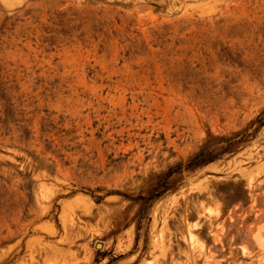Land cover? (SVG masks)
I'll list each match as a JSON object with an SVG mask.
<instances>
[{
	"label": "rangeland",
	"instance_id": "obj_1",
	"mask_svg": "<svg viewBox=\"0 0 264 264\" xmlns=\"http://www.w3.org/2000/svg\"><path fill=\"white\" fill-rule=\"evenodd\" d=\"M0 264H264V0H0Z\"/></svg>",
	"mask_w": 264,
	"mask_h": 264
}]
</instances>
